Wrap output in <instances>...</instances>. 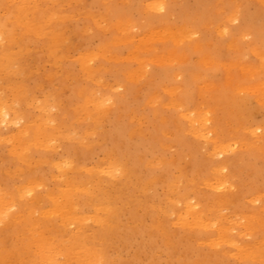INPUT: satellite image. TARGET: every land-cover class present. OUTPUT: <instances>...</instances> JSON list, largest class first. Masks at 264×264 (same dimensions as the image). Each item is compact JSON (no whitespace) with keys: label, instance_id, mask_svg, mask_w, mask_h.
<instances>
[{"label":"rangeland","instance_id":"374dc122","mask_svg":"<svg viewBox=\"0 0 264 264\" xmlns=\"http://www.w3.org/2000/svg\"><path fill=\"white\" fill-rule=\"evenodd\" d=\"M204 2L165 0L179 23L202 10L216 23L227 12V5ZM232 2L239 7L234 29L245 12L254 17L242 29L248 36L239 40V52L199 25L202 51L171 66L149 63L146 53L139 78L125 74L131 64L123 44L116 48L120 62L83 75L80 56L89 52L90 64L100 66L101 47L112 37L96 0H42L32 9L23 0H0V56L9 49L13 58L9 68L0 66V97L25 120L49 119L60 129L21 149L3 139L19 126L0 123V264H74L73 254L84 247L94 264H240L229 244L211 240V229L177 221L185 201L198 203L204 221L225 225L232 240L264 252V0ZM149 3L128 0L125 11L141 22ZM30 18L40 21L39 33L27 32ZM241 68H250L244 84L251 89L238 93L236 111L228 98L216 102L203 92L211 85L215 95L226 93L229 78L242 83ZM99 79L113 99L95 114L85 91L97 90ZM162 87L178 90L170 95ZM250 215L259 228L241 236L239 223Z\"/></svg>","mask_w":264,"mask_h":264},{"label":"bare ground","instance_id":"6f19581e","mask_svg":"<svg viewBox=\"0 0 264 264\" xmlns=\"http://www.w3.org/2000/svg\"><path fill=\"white\" fill-rule=\"evenodd\" d=\"M29 9L35 8L42 0H23ZM100 7L102 8L100 13V19H104L106 22V27L111 30L112 37L111 40L106 44L102 45L99 55V60H101V65L98 67H94L90 64V61L93 60L94 55H90L89 52L84 53L80 56V68L84 76H96L100 73L103 68V63H116L120 62L123 57L119 56L117 51V45L123 44V46L128 48V56L126 60L130 62L131 68L127 69L125 74L127 77H144L146 70L145 67L149 63H158L160 65H168L171 66L178 62H185L187 60V53L194 52L197 53L199 50L202 51V40L198 37V33H200L199 25H202L204 28L210 30L214 36L219 38L220 40H225L226 49L233 51L235 53L239 52L238 42L239 40L248 36L247 33H243L242 29L254 21V17H252L249 13H244L242 25L236 27L235 29L232 27V23L239 20L238 13V5L232 2V0H214L215 5L218 7L219 5L228 6L226 10V14L221 20L213 23L212 18L208 17L206 13L200 11L198 16L187 22H180L179 18H173L170 15V10L168 11V4L165 3V0H150V3L146 5L145 9L148 13V18L144 21H135L132 19L131 15L125 11V5L128 0H96ZM197 3L201 6L205 2V0H196ZM203 2V3H202ZM216 14L215 16H217ZM116 17L115 22L111 20L112 17ZM52 15H42V17L38 19H51ZM88 21L92 25H96L95 21H92V17L88 16ZM60 18V17H58ZM48 19V20H49ZM34 19H27L25 23V28L27 32L31 33H39L40 21L33 23ZM91 21V22H90ZM58 22V21H57ZM40 28V29H39ZM256 28V27H255ZM257 34L260 35L262 31L256 28ZM236 32V36L238 39L234 37V33ZM53 38V37H52ZM251 54L254 56H260L255 48H249ZM149 53L151 56L147 58L149 63L146 61L144 64L143 55ZM186 53V54H185ZM263 56V55H261ZM263 58V57H262ZM12 53L9 52V49L2 51L0 56V66L3 68H9L12 64ZM238 66H241V61L236 63ZM224 68L228 69L230 72V66L221 65ZM240 71H243L242 80H238L236 83H231L233 78H229L228 86L230 90L226 91V93H219V95H215V89L211 85L204 86V93H210L209 95L213 99V101L221 102V100H225L228 98L234 105L236 111L239 107L238 103V93L245 92L246 89H251V87H247L244 84L245 79L248 77L250 73V68L244 69L241 68ZM174 77H177L175 75ZM100 82V79L97 81V90L86 89V94L92 96V101L95 105L96 113L105 106V103L111 102L113 99V94L108 92L107 87L103 86ZM163 92L169 93L170 95L176 93L178 87L174 88H161ZM253 89L257 92L259 89V85H255ZM111 91V90H110ZM97 92V94H96ZM246 92L245 94H247ZM94 96V97H93ZM21 101L26 100V98L19 97ZM225 98V99H222ZM244 98H247L245 96ZM149 99L152 101L156 99V97L149 96ZM226 102V101H224ZM223 103V102H222ZM98 115V114H97ZM93 116V115H91ZM20 120L23 122L20 124ZM143 120V119H142ZM11 124L16 127L19 126L17 130V134L7 135L3 139L10 140L11 138L16 140L17 145L21 149H26L29 145H41L39 141V136L46 137L47 134H60V129L57 124H53L49 119L38 120V121H28L25 120V116L17 114V111L11 108L10 102L0 97V123ZM147 119L145 122H142V125L148 124ZM141 125V124H140ZM143 126L137 127L138 129ZM134 128V127H133ZM133 128L127 130V134L131 135L135 129ZM259 129V127H257ZM256 129V130H257ZM67 132H73L72 127H66ZM255 133V131H253ZM35 135L34 137H27V135ZM139 135L143 134V132L138 133ZM31 135V136H32ZM217 152H222L221 150H225L224 146L219 147ZM215 148V149H216ZM216 149V150H217ZM22 162L27 160L26 155L22 156L20 159ZM77 187V186H75ZM78 190L77 188H73L72 191ZM54 200V199H52ZM61 201V200H60ZM179 201V200H178ZM58 206L66 205L67 197L64 201L58 202L56 201ZM4 204V198L0 195V205ZM196 205L198 203H192L190 201L183 202L184 212L177 216V221L187 227L190 225V220L192 222H198V225L203 229H211L213 232V238L211 240L218 243H226L231 246L234 251V255L240 261V264H262L264 260V252L263 250L252 243H242L240 240H232L228 237V228L223 225L214 224L215 221L208 222L204 221L205 217L202 215V210H196ZM61 216L65 217V211H59ZM190 219V220H189ZM221 220V219H220ZM255 217L253 215L246 216L244 218V222H240V228L244 229L246 233L241 236H247L251 234L254 228H259V224L255 222ZM50 250V253L45 257L47 261L53 262L55 257L52 253V247L50 245L47 246ZM84 248L86 250H84ZM81 249V252L73 254V262L74 264H94L93 255L88 251L89 248L84 247ZM88 251V252H87ZM69 252V256L71 257V252ZM55 262V261H54Z\"/></svg>","mask_w":264,"mask_h":264}]
</instances>
